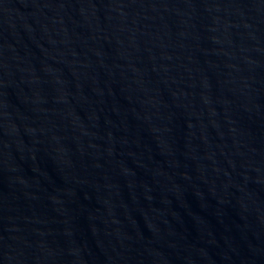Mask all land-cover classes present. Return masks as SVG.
Listing matches in <instances>:
<instances>
[{"label": "water", "instance_id": "95a60500", "mask_svg": "<svg viewBox=\"0 0 264 264\" xmlns=\"http://www.w3.org/2000/svg\"><path fill=\"white\" fill-rule=\"evenodd\" d=\"M94 0H0V171Z\"/></svg>", "mask_w": 264, "mask_h": 264}]
</instances>
